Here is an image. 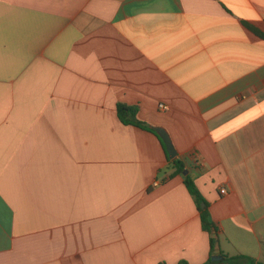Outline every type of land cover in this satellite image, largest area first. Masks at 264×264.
<instances>
[{
  "label": "crops",
  "instance_id": "obj_1",
  "mask_svg": "<svg viewBox=\"0 0 264 264\" xmlns=\"http://www.w3.org/2000/svg\"><path fill=\"white\" fill-rule=\"evenodd\" d=\"M252 28L264 0H0V264H206L186 176L218 249L264 263Z\"/></svg>",
  "mask_w": 264,
  "mask_h": 264
},
{
  "label": "trees",
  "instance_id": "obj_2",
  "mask_svg": "<svg viewBox=\"0 0 264 264\" xmlns=\"http://www.w3.org/2000/svg\"><path fill=\"white\" fill-rule=\"evenodd\" d=\"M258 36L264 38V34L257 30L252 28ZM117 111L120 120L122 121L123 124L125 125H135L139 127H143L144 122L139 120L137 118L138 114V108L136 106H128L122 103H119L117 106ZM163 143V142H162ZM164 145V144H163ZM174 168H175V174H182L183 171L185 170V164L179 159L176 158L173 160ZM185 184L194 197L198 208L200 209L201 212V220H202V226L210 234V244H211V252H210V259L206 264H264L260 261H258L256 258L247 256V255H236V256H228L224 254L221 250L218 249L219 247V241L217 237L215 236V233L212 231L214 224L211 220L210 213L206 208H202V203H205L207 206V203L205 199L203 198L202 194L200 193L195 181L190 178L189 176H186L185 178ZM215 255H221L223 259L221 261L213 262L212 257ZM180 264H187V262L183 261Z\"/></svg>",
  "mask_w": 264,
  "mask_h": 264
},
{
  "label": "water",
  "instance_id": "obj_3",
  "mask_svg": "<svg viewBox=\"0 0 264 264\" xmlns=\"http://www.w3.org/2000/svg\"><path fill=\"white\" fill-rule=\"evenodd\" d=\"M156 131L158 132L159 137L165 145L169 158L173 160L176 159L178 157V153L168 132L165 129H156ZM186 172L187 171H185V174ZM222 259L223 257L221 255H215L212 257V261L214 262L221 261Z\"/></svg>",
  "mask_w": 264,
  "mask_h": 264
},
{
  "label": "built area",
  "instance_id": "obj_4",
  "mask_svg": "<svg viewBox=\"0 0 264 264\" xmlns=\"http://www.w3.org/2000/svg\"><path fill=\"white\" fill-rule=\"evenodd\" d=\"M160 108L163 109V110H167L168 107L164 104H160ZM155 185H157V183H155Z\"/></svg>",
  "mask_w": 264,
  "mask_h": 264
}]
</instances>
